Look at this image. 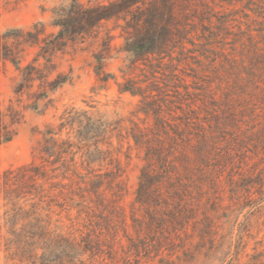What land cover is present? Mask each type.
Segmentation results:
<instances>
[{
  "label": "rangeland",
  "instance_id": "1",
  "mask_svg": "<svg viewBox=\"0 0 264 264\" xmlns=\"http://www.w3.org/2000/svg\"><path fill=\"white\" fill-rule=\"evenodd\" d=\"M70 1L0 0V33L37 21L56 31L53 11ZM185 8L189 40L173 57L129 70L113 22L56 56L70 81L0 146V174L47 163L52 198L11 220L0 193V264H264V0ZM107 31L113 77L103 85L94 54ZM35 52L28 47L24 63ZM127 77L156 99L159 119L142 111L140 95L120 92ZM18 80L0 60V107ZM63 122L73 124L57 135L73 143L69 171L39 154L45 130Z\"/></svg>",
  "mask_w": 264,
  "mask_h": 264
},
{
  "label": "trees",
  "instance_id": "2",
  "mask_svg": "<svg viewBox=\"0 0 264 264\" xmlns=\"http://www.w3.org/2000/svg\"><path fill=\"white\" fill-rule=\"evenodd\" d=\"M190 2L191 0H71L53 11L52 25L56 31H48L43 21H37L30 28H11L0 33V60L10 62L19 73L14 96L5 107H0V146L18 134L27 110H38L42 102H52L57 90L70 81L71 77L59 71L55 61L56 56L68 46L86 41L104 24L113 22L114 28L121 29L120 35L124 39L122 51L127 54L129 70L140 60L151 56L173 57L172 50L178 46L184 48L189 40L186 36L188 13L185 12V7ZM203 26L208 27L205 23ZM113 38L114 34L107 31L102 49L94 54L95 72L103 85L113 77L106 70ZM28 47L36 48V52L31 60L24 63ZM201 53L205 54L204 51ZM118 86L121 93L130 92L142 97V111L147 116L154 114L157 119L160 118L156 99L145 94L144 88L136 84L133 78H125ZM24 96H27L26 100ZM68 125L73 124L63 122L59 124L58 130L47 128L39 150L40 157L45 162H60L59 168L62 167L65 171L72 170L76 165L75 153L72 152L73 143L57 136ZM68 154H72L70 159H67ZM51 177L47 163L37 165L34 162L9 168L0 174V193L7 200L6 204L13 206L12 211H8L11 220L35 212L39 204L49 202L52 198L51 188L48 191L45 185ZM149 178V169L145 167L140 178V192ZM94 192L101 195L98 186ZM43 229L47 230L46 225Z\"/></svg>",
  "mask_w": 264,
  "mask_h": 264
}]
</instances>
